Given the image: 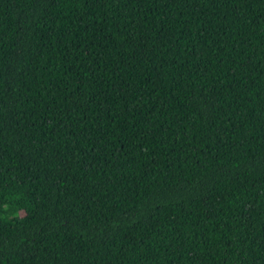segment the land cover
I'll return each mask as SVG.
<instances>
[{
  "label": "trees",
  "instance_id": "trees-1",
  "mask_svg": "<svg viewBox=\"0 0 264 264\" xmlns=\"http://www.w3.org/2000/svg\"><path fill=\"white\" fill-rule=\"evenodd\" d=\"M0 264H264V0H0Z\"/></svg>",
  "mask_w": 264,
  "mask_h": 264
}]
</instances>
